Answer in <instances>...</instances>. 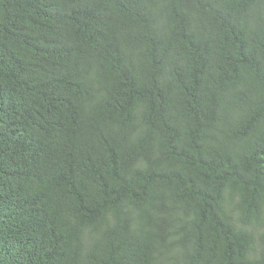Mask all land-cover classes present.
<instances>
[{"label":"trees","instance_id":"1","mask_svg":"<svg viewBox=\"0 0 264 264\" xmlns=\"http://www.w3.org/2000/svg\"><path fill=\"white\" fill-rule=\"evenodd\" d=\"M0 264H264V0H0Z\"/></svg>","mask_w":264,"mask_h":264}]
</instances>
